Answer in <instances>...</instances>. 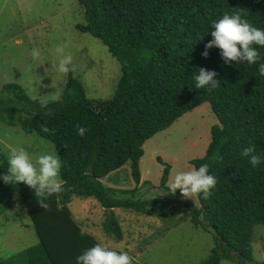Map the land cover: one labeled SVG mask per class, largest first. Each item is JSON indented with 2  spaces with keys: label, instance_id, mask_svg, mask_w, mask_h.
I'll return each mask as SVG.
<instances>
[{
  "label": "trees",
  "instance_id": "obj_1",
  "mask_svg": "<svg viewBox=\"0 0 264 264\" xmlns=\"http://www.w3.org/2000/svg\"><path fill=\"white\" fill-rule=\"evenodd\" d=\"M78 2L84 8V23L77 29L103 42L120 63L121 75L113 98L106 100L89 98L81 80L71 74L58 101L32 100L16 83L3 86L12 97L0 99V122L52 142L64 181L60 193L45 198L48 208L43 209L38 203L41 197L23 182L0 180V194L10 196L7 206L25 207L39 238L36 246L13 258L26 256L27 264H76V256L85 249L103 244L73 218L69 205L74 197L97 201L107 217L105 232L117 238L123 235L114 209L166 208L168 203L159 197L136 200L144 145L184 114L208 103L218 123L211 128L204 156L191 164L207 163L217 183L207 200L186 206L192 225L215 236L211 256L203 264L226 259L264 264L253 260L252 250L256 231L264 229V164L252 167L240 155L250 145L264 154V77L258 75L257 64H225L216 47L202 56L212 39V21L224 13H239L264 29V0ZM259 50L264 61V47ZM199 68L216 73L217 88L194 87ZM78 125L87 128L83 137L76 132ZM6 161L1 157L0 173L7 172ZM128 162L134 189L101 183ZM170 169L166 165L161 189L169 190ZM130 194L135 198H128ZM258 226L263 228L256 230ZM0 264L8 263L0 259Z\"/></svg>",
  "mask_w": 264,
  "mask_h": 264
},
{
  "label": "rangeland",
  "instance_id": "obj_2",
  "mask_svg": "<svg viewBox=\"0 0 264 264\" xmlns=\"http://www.w3.org/2000/svg\"><path fill=\"white\" fill-rule=\"evenodd\" d=\"M83 23L84 8L78 0H0V99H10V91L3 86L16 83L32 100L58 101L69 74L81 80L89 98H113L121 65L102 41L77 29ZM57 46L72 56L71 70L66 74L58 73L53 66ZM33 48L41 53L35 60L31 56ZM217 123L210 105L204 103L145 143L137 186L141 190L136 200L159 197L168 206L147 207L144 212L114 209L122 238L105 232L106 214L93 198L74 197L69 205L73 218L103 244L126 251L134 264H203L216 241L212 233L195 228L190 221L186 206L192 207L197 199L184 198L178 190L172 193L161 189L160 180L166 165L170 166L169 189L177 171L187 170L193 166L192 160L203 157L211 128ZM11 146H24L37 155L57 153L49 140L0 122V163L1 157L7 159ZM101 183L118 190L134 189L130 162L101 179ZM9 200L8 194H0V205H5L0 208V259L8 264H27L26 256L13 257L36 246L39 238L25 207L7 206ZM260 228L263 226L256 230ZM252 250L253 260L264 263V229L256 231ZM220 264L237 263L226 259Z\"/></svg>",
  "mask_w": 264,
  "mask_h": 264
},
{
  "label": "clouds",
  "instance_id": "obj_3",
  "mask_svg": "<svg viewBox=\"0 0 264 264\" xmlns=\"http://www.w3.org/2000/svg\"><path fill=\"white\" fill-rule=\"evenodd\" d=\"M210 35L212 39L205 44L202 56H207V49L216 47L220 50L225 64H257L258 75L264 77V61H261L259 50L264 47V29L253 26L239 13H224L219 19L212 21ZM55 53V70L60 74L68 73L72 65L71 54H65L62 46H57ZM40 55L39 49H31L34 60ZM193 79L196 89L204 88L206 91L217 88L220 81L216 79L214 71L204 68H199ZM76 132L83 137L87 128L78 125ZM240 155L242 158L246 157L252 167L264 164V154L257 153L253 145L243 148ZM6 162L7 172L0 173V180L8 184L23 182L34 190L35 197H41L38 203L43 209L48 208L45 202L47 196L63 190L64 181L60 177L61 160L55 151L37 155L26 150L24 146H11ZM216 183V177L209 172V165L203 163L199 167L192 166L187 170L177 171L168 191L175 193L179 190L184 198L207 200ZM75 261L76 264H134L133 257L126 251H117L101 243L85 249L76 256Z\"/></svg>",
  "mask_w": 264,
  "mask_h": 264
},
{
  "label": "water",
  "instance_id": "obj_4",
  "mask_svg": "<svg viewBox=\"0 0 264 264\" xmlns=\"http://www.w3.org/2000/svg\"><path fill=\"white\" fill-rule=\"evenodd\" d=\"M108 214H109V217L111 219V209H108Z\"/></svg>",
  "mask_w": 264,
  "mask_h": 264
},
{
  "label": "crops",
  "instance_id": "obj_5",
  "mask_svg": "<svg viewBox=\"0 0 264 264\" xmlns=\"http://www.w3.org/2000/svg\"><path fill=\"white\" fill-rule=\"evenodd\" d=\"M83 230L86 231V232H88V233H90L89 230H86L85 228H83ZM106 246H107V245H106Z\"/></svg>",
  "mask_w": 264,
  "mask_h": 264
}]
</instances>
